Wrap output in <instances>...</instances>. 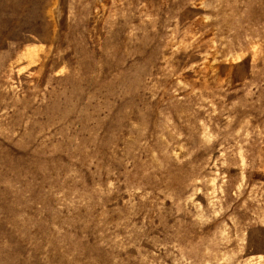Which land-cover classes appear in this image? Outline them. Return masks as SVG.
<instances>
[{
    "label": "rangeland",
    "instance_id": "1",
    "mask_svg": "<svg viewBox=\"0 0 264 264\" xmlns=\"http://www.w3.org/2000/svg\"><path fill=\"white\" fill-rule=\"evenodd\" d=\"M0 264H264V0H0Z\"/></svg>",
    "mask_w": 264,
    "mask_h": 264
}]
</instances>
